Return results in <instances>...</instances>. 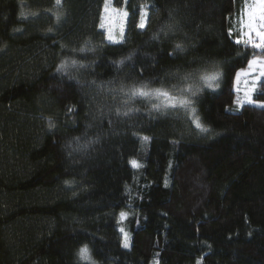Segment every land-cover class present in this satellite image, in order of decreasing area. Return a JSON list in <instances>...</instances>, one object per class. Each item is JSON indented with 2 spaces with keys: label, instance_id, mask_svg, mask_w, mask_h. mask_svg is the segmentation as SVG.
I'll list each match as a JSON object with an SVG mask.
<instances>
[{
  "label": "trees",
  "instance_id": "trees-1",
  "mask_svg": "<svg viewBox=\"0 0 264 264\" xmlns=\"http://www.w3.org/2000/svg\"><path fill=\"white\" fill-rule=\"evenodd\" d=\"M117 1L120 44L104 0H0V264H90L84 246L95 264H264V79L257 104L234 89L264 56L235 42L246 0Z\"/></svg>",
  "mask_w": 264,
  "mask_h": 264
},
{
  "label": "snow or ice",
  "instance_id": "snow-or-ice-1",
  "mask_svg": "<svg viewBox=\"0 0 264 264\" xmlns=\"http://www.w3.org/2000/svg\"><path fill=\"white\" fill-rule=\"evenodd\" d=\"M62 0H56V4L59 6L61 5ZM107 2V0H106ZM127 13H125L126 15ZM141 19L139 26L143 28L145 26V17H146V10L141 9ZM57 20H59V15H57ZM241 25L242 33L241 38H238L235 42L237 44H243L246 47L250 46L254 50H260L261 53H264V0H251V3H248V0H246V7L242 10L239 21ZM246 29V30H245ZM51 31V29H49ZM109 40H112L113 37L111 34L108 36ZM177 49L182 50V45L177 44ZM80 51H84V49H81ZM130 58V57H129ZM73 64L76 62L73 61ZM119 63H123V61H120ZM67 62H64L60 65V67L57 69V71H61L65 68ZM249 69L252 70L254 68H257L259 70V75L264 77V60L256 58L255 54H253V58L248 61ZM219 72H213L211 74H202L200 76V80L204 82V84L211 88L213 87V82L216 81L219 78ZM187 79V77H185ZM199 89H197L198 91ZM181 91H188L191 92L192 95H195L196 92L192 91L191 86H189L187 89H181ZM130 93L132 97H141V98H152L155 100H158L159 103L154 104L153 108L157 111L167 108H176V107H182L186 109H190L191 100L187 97H181L174 95L169 89L166 88H154L150 89L147 85H142L140 87H133L130 89ZM249 103H252L251 99L249 98ZM260 107H264V103L259 104ZM191 112L194 115L195 110L190 109ZM127 115V113H125ZM50 127H54L50 123ZM196 127L200 128L202 131H206L207 129L203 128V126L199 123V121H196ZM144 139H148L147 137H144ZM135 166H139L137 162H132ZM124 213H121V216H123ZM127 247V243L124 245ZM78 257L82 261L90 262V264H95L94 261H92L91 253L87 246L82 247L78 253Z\"/></svg>",
  "mask_w": 264,
  "mask_h": 264
},
{
  "label": "rangeland",
  "instance_id": "rangeland-1",
  "mask_svg": "<svg viewBox=\"0 0 264 264\" xmlns=\"http://www.w3.org/2000/svg\"><path fill=\"white\" fill-rule=\"evenodd\" d=\"M142 8L146 10V17H145V21H146L145 26H146L150 7L148 5L141 6L139 9V14L141 13ZM125 13L127 14L125 15ZM129 19H130V14L127 12L124 5L120 4L119 6L117 0H107V2L106 0H104L100 21H99V30H101L106 35L107 38L109 34H111L113 39L112 40L108 39L110 43L113 44L123 43L126 39ZM140 19H141V15H140ZM140 19H139V24H140ZM256 58L264 60V56H258ZM262 79H264V77L259 75V70L257 68L250 70L248 65L247 68L242 69L237 73L235 77L234 89L236 92H238L243 96V98L245 99V103H249V98H250L252 101L251 104H257L255 103L253 98L258 91V86ZM177 96L184 97L183 95H177ZM189 97L190 96H187V98ZM183 109L189 112H191L190 109L195 110L193 101H191L190 109H186V108ZM124 237L125 239L128 238L126 234Z\"/></svg>",
  "mask_w": 264,
  "mask_h": 264
}]
</instances>
